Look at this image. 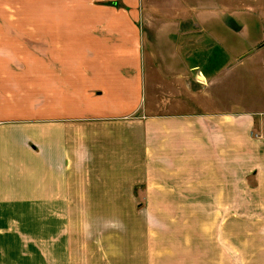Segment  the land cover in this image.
Masks as SVG:
<instances>
[{"label": "crops", "instance_id": "obj_1", "mask_svg": "<svg viewBox=\"0 0 264 264\" xmlns=\"http://www.w3.org/2000/svg\"><path fill=\"white\" fill-rule=\"evenodd\" d=\"M182 1L0 0V264H264V96L221 41L261 20Z\"/></svg>", "mask_w": 264, "mask_h": 264}, {"label": "rangeland", "instance_id": "obj_2", "mask_svg": "<svg viewBox=\"0 0 264 264\" xmlns=\"http://www.w3.org/2000/svg\"><path fill=\"white\" fill-rule=\"evenodd\" d=\"M169 1L172 2V6L169 5ZM162 0V4L164 5L163 7H161V10L163 11V13H161L159 11V7H153L152 10H156V13L152 14V15H156V16H160L163 14H166L165 11H167L169 8L172 11H175V2L174 0ZM239 1L240 3L242 2V4L240 5V7H235L236 10H238V12H241L243 14H249L250 12H254L253 14L257 15V17L261 20V24L260 27L262 29V31H264V0H236ZM167 5V6H165ZM174 5V6H173ZM187 1H182L177 7L181 10H184L185 7L187 8ZM248 6H250V8H247ZM252 6V7H251ZM250 10V11H248ZM164 16V15H163ZM166 16H169L168 14ZM254 18V17H253ZM229 22V20H228ZM194 23V22H193ZM193 23H185L184 24V28L188 29L189 31H186L185 35L183 36V38H180V43H183V45H186V48L190 46L192 53H191V61L192 63L195 62H199L200 59H204V56L207 55V53H199L198 48L200 47V37H195L196 35H198V33L194 30H196V25ZM156 24V23H155ZM231 25V23H229ZM177 32H179V30L177 29ZM192 33V34H190ZM249 34H251V36L246 35V37L244 36H236L235 38H230V39H221V41L224 43V45L226 47H234L235 49H243L246 53H248V55L246 57H244L241 61H239V63H244L246 67H250V64L248 61L252 60V64L251 67L252 69L249 70H241L239 73V78H238V85H239V94L240 97L242 98V101L245 103V105L248 103V100L251 99L255 92L256 95L259 93L260 96H264V63L258 62L257 59L253 58L252 56L254 54H256V51L258 48L257 46H264V38H257L255 36L256 33L253 34V32H249ZM192 38H189L191 37ZM177 39V38H176ZM176 41V40H175ZM158 48L161 50L162 54H165L167 52V50L172 46L171 43L169 42V37H168V32H163L159 35L158 38ZM256 46V47H255ZM147 47V46H146ZM156 56H157V51L156 49H153ZM225 49H223V47H219L217 46L216 48H211L210 50V54H211V62H207V64H203L205 65V67H215L217 65H219L220 63H223L227 61L226 55L224 54ZM236 57V56H235ZM253 58V59H250ZM243 61V62H242ZM237 62V60L235 59H231L230 61H228L226 63L227 66L230 65H236L239 64ZM163 71H165L167 73L166 67L165 69L162 67V69L160 70V72L157 73V76L161 79H163ZM147 73H151L149 71H147ZM237 78V77H236ZM164 80V79H163ZM162 80V82H163ZM165 84V83H164ZM169 88H165V90H174V86L171 87L170 84H167ZM235 88H237V85H235ZM237 90V89H236ZM237 94V91H236ZM235 94V95H236ZM167 95H164V97H166ZM169 96V95H168ZM151 97V87L146 86V99L148 100ZM168 98V97H167ZM185 99V97H183ZM186 101H188L186 99ZM176 103V102H174ZM179 107H182L183 109L186 110H193L196 109L198 107V105L196 103H193L191 101H188L186 103H183L181 105H179ZM180 110V109H178Z\"/></svg>", "mask_w": 264, "mask_h": 264}]
</instances>
